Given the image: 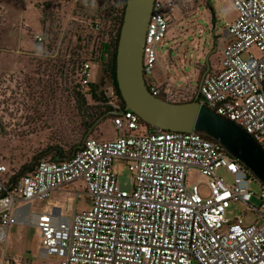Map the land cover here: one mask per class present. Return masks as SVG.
Here are the masks:
<instances>
[{
	"label": "built area",
	"instance_id": "built-area-1",
	"mask_svg": "<svg viewBox=\"0 0 264 264\" xmlns=\"http://www.w3.org/2000/svg\"><path fill=\"white\" fill-rule=\"evenodd\" d=\"M110 1L124 10L126 0ZM179 1L154 0L142 51L147 88L171 102L179 100L174 82L159 80L156 67ZM230 3L236 16L217 35L218 63L208 66L195 98L264 149V0ZM90 27L101 28V20ZM45 38L41 31L33 35L37 45ZM92 65H73L79 86L92 82ZM106 95V117L119 131L114 138L89 135L68 157H37L19 172L0 160V242L10 226L28 223L38 234L39 255H56L57 264H264V183L217 140L197 131L151 128L125 108L115 87ZM118 159L131 173L130 189L117 183L112 165ZM220 167L231 181L216 173ZM254 197L257 205L250 202ZM80 199L86 206L79 208ZM41 200L46 204L36 209ZM236 201L259 220L228 216ZM0 264L22 261L3 252Z\"/></svg>",
	"mask_w": 264,
	"mask_h": 264
},
{
	"label": "rangeland",
	"instance_id": "rangeland-1",
	"mask_svg": "<svg viewBox=\"0 0 264 264\" xmlns=\"http://www.w3.org/2000/svg\"><path fill=\"white\" fill-rule=\"evenodd\" d=\"M29 1L34 6L26 3L20 12L34 28L38 7L41 12L39 30L46 38L31 53H26L24 66L18 71L0 72V160L17 172L24 171V166L37 157H51L57 148L68 154L75 144L81 143L86 133L80 128L83 110H79L73 90L76 79L70 72L77 59L93 62L89 79L96 85L95 91L90 89H93L91 86H78L91 105L84 113L109 107L105 101L107 89L114 88L110 72L112 46L123 14L122 8H112L110 0ZM211 6L214 19L209 10ZM18 8L17 19L20 16ZM235 16L230 0L179 1L166 43L158 52L163 72L156 67V71L161 72L159 80L165 77L173 80L172 89L177 99L187 98L188 90L182 86L186 80L185 84L196 87L206 69V57L211 69L217 65L220 57L217 35H222L224 23ZM96 19L102 22V27L97 30L90 27ZM199 28L204 31L200 33ZM23 38L30 41L27 35L23 34ZM103 45H107L105 52ZM26 48H30L28 44ZM165 49H170L168 55ZM118 132L110 117L105 116L90 135L108 140ZM112 167L118 185L130 189L132 177L126 162L114 160ZM216 173L231 181L224 168H217ZM251 187L257 191L255 185ZM52 197L61 198L59 194ZM250 202L257 205L258 199L254 197ZM35 204L36 209L41 210L46 200ZM78 206L86 204L80 199ZM226 212L231 217L242 216L246 223L259 220L257 214L240 201L232 202ZM37 245L35 227L17 223L10 226L7 240L0 242V256L4 252L6 256L18 257L22 264H57L58 256L41 257Z\"/></svg>",
	"mask_w": 264,
	"mask_h": 264
},
{
	"label": "water",
	"instance_id": "water-1",
	"mask_svg": "<svg viewBox=\"0 0 264 264\" xmlns=\"http://www.w3.org/2000/svg\"><path fill=\"white\" fill-rule=\"evenodd\" d=\"M153 3L154 0L125 1L114 60L117 88L125 108L132 109L143 121L155 127L197 131L208 135L220 142L264 183V149L243 128L196 98L171 102L152 95L147 88L142 71V51ZM205 62L208 69V57ZM108 114H102L90 125L78 148Z\"/></svg>",
	"mask_w": 264,
	"mask_h": 264
},
{
	"label": "crops",
	"instance_id": "crops-1",
	"mask_svg": "<svg viewBox=\"0 0 264 264\" xmlns=\"http://www.w3.org/2000/svg\"><path fill=\"white\" fill-rule=\"evenodd\" d=\"M26 3L34 6L33 3H31L29 0H0V72L3 70L18 71L24 66L26 53H31L32 50L37 48V44L32 37V33L40 32L39 17L41 16V12L37 7L38 11L35 14L37 26L33 28L30 25L29 21L25 20L22 12H20L22 8H24V5ZM17 8L20 12V16L18 17V19L16 15ZM29 29L30 31H28ZM23 34L29 37V42L23 40ZM29 43H31V45ZM27 44L30 48H26ZM158 67L160 68V71L163 72L160 65ZM156 72L160 76L161 72ZM200 79L197 80V85ZM186 82L187 80L185 81V83ZM185 83H182V86L186 87L188 90L187 98L184 97L183 99H179L178 101L194 99L196 96L195 91L197 85L193 88L192 86H189Z\"/></svg>",
	"mask_w": 264,
	"mask_h": 264
},
{
	"label": "trees",
	"instance_id": "trees-1",
	"mask_svg": "<svg viewBox=\"0 0 264 264\" xmlns=\"http://www.w3.org/2000/svg\"><path fill=\"white\" fill-rule=\"evenodd\" d=\"M209 10H210V13H211V15H212V18L214 19V17H215V12H214V8L211 6V7H209ZM43 20L44 19H41V21L43 22ZM120 20H121V17H120ZM120 26V21H119V25H118V27H117V30H116V35H115V39H114V42H113V46H112V55H111V63H110V72H111V78H112V81H113V84H114V87H115V89H116V92H117V94L119 95V97L121 98V95H120V93H119V90H118V88H117V83H116V78H115V64H114V60H115V52H116V45H117V38H118V33H119V27ZM104 47H103V52H105L106 51V48H107V45H103ZM77 55V54H76ZM80 60H78L77 59V64H79L80 62H79ZM75 63V64H76ZM75 64H74V66H75ZM73 66V67H74ZM72 67V69H71V74L72 75H74L75 74V71H74V68ZM76 83V82H75ZM79 85H78V83H76V85H74L73 86V90H74V92L76 93V95H77V101H78V107H79V110L80 111H82L83 110V112L81 113V121H80V128L82 129V131H84V132H86L87 131V129L90 127V125L99 117V116H101L102 114H104V113H106L107 111H109V110H111L110 109V107H106L103 111H101V110H99V111H93V113H84V111L86 110L87 111V109L88 108H90L91 107V105H89V103H88V100H87V98L85 97V95H84V93L80 90V89H78L79 87H78ZM88 86L90 87H93V89L92 88H90L92 91H95L94 89H95V84L94 83H92V82H90L89 84H88ZM93 95L96 97V94H95V92H93ZM91 96H92V94H91ZM121 100H122V98H121ZM189 100H192V99H188L187 101H189ZM122 103L124 104V101L122 100ZM84 108V109H83ZM87 116V117H86ZM147 125L149 126V127H151V128H153V126L152 125H150V124H148L147 123ZM95 129V128H94ZM94 131V130H93ZM204 136H206V137H208V138H211V137H209L208 135H206V134H203ZM213 139V138H212ZM80 143H77V144H75L74 146H73V148H72V151H77L79 148H78V145H79ZM72 151L71 152H69L68 154H65L63 151H62V149L61 148H57L56 150H55V153H53L52 155H51V158H54V159H64V158H66V157H68L71 153H72ZM24 169L25 170H27V166H24Z\"/></svg>",
	"mask_w": 264,
	"mask_h": 264
}]
</instances>
